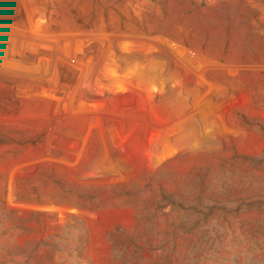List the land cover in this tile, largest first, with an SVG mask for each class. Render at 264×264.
I'll use <instances>...</instances> for the list:
<instances>
[{
  "label": "rangeland",
  "instance_id": "1",
  "mask_svg": "<svg viewBox=\"0 0 264 264\" xmlns=\"http://www.w3.org/2000/svg\"><path fill=\"white\" fill-rule=\"evenodd\" d=\"M0 264H264V0H0Z\"/></svg>",
  "mask_w": 264,
  "mask_h": 264
}]
</instances>
